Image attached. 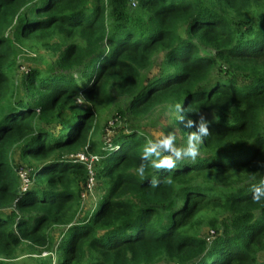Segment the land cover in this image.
I'll return each instance as SVG.
<instances>
[{"label":"trees","instance_id":"1","mask_svg":"<svg viewBox=\"0 0 264 264\" xmlns=\"http://www.w3.org/2000/svg\"><path fill=\"white\" fill-rule=\"evenodd\" d=\"M132 1L0 0V257L264 264V199L254 202L251 191L264 179V0ZM26 45L56 58L22 71ZM162 52L160 73L150 76ZM120 100L118 115L136 123L177 103L188 120L219 117L209 119L203 155L141 178L139 164L155 159L141 160L147 131L98 138ZM195 130L185 126L186 139ZM80 151L99 156L105 189L83 213L89 170L72 156ZM27 159L37 161L38 183L24 189ZM203 224L215 231L211 240ZM55 247L58 261L43 255Z\"/></svg>","mask_w":264,"mask_h":264},{"label":"rangeland","instance_id":"2","mask_svg":"<svg viewBox=\"0 0 264 264\" xmlns=\"http://www.w3.org/2000/svg\"><path fill=\"white\" fill-rule=\"evenodd\" d=\"M27 49L24 53H21L19 58V64H21V69L24 70L29 65H37L42 68H46L51 65L52 61L56 58L57 53L53 49H42L41 56L35 55V51L33 48H29L28 45L25 46ZM35 52V53H34ZM37 54V53H36ZM165 52L160 53L156 57V64L150 76L158 75L160 73V66L165 58ZM26 66V67H25ZM28 68V67H27ZM77 104L82 106L85 105L84 99L78 98ZM125 103L124 100H120L117 104L113 105L111 109H109L105 114L103 121L101 123V127H103L104 132H100L98 134V138H101L104 142H108L115 134V131L124 128L125 131H129L131 127H140L148 132L151 137V140H156L163 138V136H167L169 134H173L176 136V147L178 148H186L187 147V139L184 135L183 128L187 124L188 119L184 117L183 120L180 119L181 113L176 110L175 106L171 105H162L159 106L153 113H151L148 117L141 120L140 123L132 122V120L128 117V115L120 116L118 115L119 109L124 110ZM203 116L205 119H215L218 118V113H208L204 112ZM19 151L17 150L15 153V158H17ZM204 152L200 150V155H203ZM27 167L25 166L23 170L26 173H30L31 176V169L30 166L35 168L37 164L35 160H26ZM22 170V169H21ZM28 171V172H27ZM37 181L33 179L31 176V182L29 187H35L37 185ZM105 189L102 182L98 181L96 178L95 186L93 190L89 192L86 196V199L83 203V211H90L95 208L99 200L101 199ZM214 231L208 224H203L200 229V234L209 238L211 236V232ZM59 232L61 230H57L56 236L59 237ZM52 253L54 261H58L59 254L56 250V247L51 251H45L43 255L47 256L48 253ZM35 256H38L35 254ZM264 256V253L261 255ZM49 257V256H47ZM4 261V264H35L37 260L35 257H32L27 252H20L17 258H6L0 257V263Z\"/></svg>","mask_w":264,"mask_h":264},{"label":"clouds","instance_id":"3","mask_svg":"<svg viewBox=\"0 0 264 264\" xmlns=\"http://www.w3.org/2000/svg\"><path fill=\"white\" fill-rule=\"evenodd\" d=\"M177 110L181 109V104H176ZM181 120L184 117H180ZM210 121L206 120L203 115H199L198 121L189 119L185 125L188 128L195 127L196 130L188 133L187 135V147H176V136L169 134L163 136V138L156 140H148L144 146L141 160L149 157H155L152 160L151 165H145L140 163L136 169L137 174L143 178L146 173V169L151 168L155 170L166 169L171 171L177 167V162L182 161L184 158L195 160L200 155V147L204 141V138L210 135L209 127ZM258 168H264V162H257ZM255 179V177L253 178ZM167 183H171V178L167 179ZM153 187H157V182L153 180ZM252 199L254 202L259 203L264 199V179H261L260 185L253 184L251 187Z\"/></svg>","mask_w":264,"mask_h":264},{"label":"built area","instance_id":"4","mask_svg":"<svg viewBox=\"0 0 264 264\" xmlns=\"http://www.w3.org/2000/svg\"><path fill=\"white\" fill-rule=\"evenodd\" d=\"M133 5H135V1H132ZM74 157H77L78 159H80L81 161H83L89 170V178H88V182H87V187L86 190L83 192V198H86L87 194L89 192H91L93 190V187L95 186V182H96V163L99 161V156L97 154H88L85 151H80L75 155H72ZM20 176L22 178L23 181V187L24 189H27L29 187L30 184V179L28 177V173H26L23 169L19 171ZM215 231L211 232V236L208 238V240H211V238L213 237ZM51 254L50 252L48 253V255Z\"/></svg>","mask_w":264,"mask_h":264}]
</instances>
